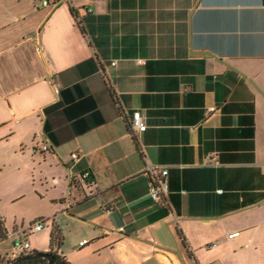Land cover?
<instances>
[{"label": "crops", "instance_id": "obj_1", "mask_svg": "<svg viewBox=\"0 0 264 264\" xmlns=\"http://www.w3.org/2000/svg\"><path fill=\"white\" fill-rule=\"evenodd\" d=\"M0 221L7 259L264 264V0H0Z\"/></svg>", "mask_w": 264, "mask_h": 264}, {"label": "built area", "instance_id": "obj_2", "mask_svg": "<svg viewBox=\"0 0 264 264\" xmlns=\"http://www.w3.org/2000/svg\"><path fill=\"white\" fill-rule=\"evenodd\" d=\"M39 6L42 9H50L54 10L57 9L59 6H61L63 3L67 2V0H35ZM55 92L58 94L59 91L55 90ZM216 109L212 108L209 110L210 113L215 112ZM130 130L133 134L135 133H143L147 130V126L144 123V120L142 118V115L140 112H135L129 122ZM41 152H48L49 146L48 145H42L40 147ZM73 159L78 158V154L72 155ZM146 175L151 180V187H150V196L151 198L156 201L157 203H162L167 198L169 192H168V182H167V176H168V170L166 168H163L162 166H147L146 168ZM84 179H89L90 174L85 173L83 175ZM47 220L45 219H39L35 221L33 224H31L27 231L29 234H37L42 232L46 228ZM237 236V234H233L230 236V238ZM87 244V241H84L80 244V247ZM13 248V254L11 256V259H17L21 257L22 255H27L31 253V245L28 242L26 238H20L13 242L12 245Z\"/></svg>", "mask_w": 264, "mask_h": 264}, {"label": "trees", "instance_id": "obj_3", "mask_svg": "<svg viewBox=\"0 0 264 264\" xmlns=\"http://www.w3.org/2000/svg\"><path fill=\"white\" fill-rule=\"evenodd\" d=\"M130 129V126H129ZM131 132V130H130ZM131 134H133L131 132ZM86 181L91 180V177L89 179H85ZM4 237V227L2 222L0 221V238L2 239ZM62 243V239L60 236V233L57 230H54L52 235H51V245L54 246H59ZM33 253H38V252H32ZM50 254L53 255V264H71L65 257L59 255L57 252L51 251L49 252ZM27 255H22L23 256H28ZM16 259H7L6 257L2 256L0 253V264H10L12 261ZM18 264H48V260L45 259H37V260H32V261H24Z\"/></svg>", "mask_w": 264, "mask_h": 264}, {"label": "water", "instance_id": "obj_4", "mask_svg": "<svg viewBox=\"0 0 264 264\" xmlns=\"http://www.w3.org/2000/svg\"><path fill=\"white\" fill-rule=\"evenodd\" d=\"M37 259H45L48 260V264H53V255L50 253H33L28 256L19 257L16 260L12 261L10 264H18L24 261H32Z\"/></svg>", "mask_w": 264, "mask_h": 264}, {"label": "rangeland", "instance_id": "obj_5", "mask_svg": "<svg viewBox=\"0 0 264 264\" xmlns=\"http://www.w3.org/2000/svg\"><path fill=\"white\" fill-rule=\"evenodd\" d=\"M2 251H10L11 247H10V242H6L3 246H2Z\"/></svg>", "mask_w": 264, "mask_h": 264}]
</instances>
